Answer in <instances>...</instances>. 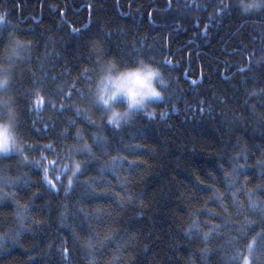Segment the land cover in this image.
<instances>
[{"label": "trees", "instance_id": "1", "mask_svg": "<svg viewBox=\"0 0 264 264\" xmlns=\"http://www.w3.org/2000/svg\"><path fill=\"white\" fill-rule=\"evenodd\" d=\"M247 2L0 0V49L28 45L9 89L26 150L0 154V264H264V9ZM137 55L164 95L116 126L89 89L101 60Z\"/></svg>", "mask_w": 264, "mask_h": 264}, {"label": "clouds", "instance_id": "2", "mask_svg": "<svg viewBox=\"0 0 264 264\" xmlns=\"http://www.w3.org/2000/svg\"><path fill=\"white\" fill-rule=\"evenodd\" d=\"M240 6L245 12L257 11L264 9V0H249ZM4 18L5 13H0V21ZM27 50L26 43L11 36L0 49V153L21 146L18 113L9 89L16 63L23 59ZM166 84L162 69L142 55H137L127 64H119L113 59L101 60L89 89L88 100L109 123L124 125L161 100Z\"/></svg>", "mask_w": 264, "mask_h": 264}, {"label": "snow or ice", "instance_id": "3", "mask_svg": "<svg viewBox=\"0 0 264 264\" xmlns=\"http://www.w3.org/2000/svg\"><path fill=\"white\" fill-rule=\"evenodd\" d=\"M222 7L225 8V9H227L228 5H223ZM66 107L67 106H62V108L64 110H66ZM79 114H80L79 113V110H77V115H79ZM89 122L91 123V121H89ZM116 126H119V125L117 124ZM45 127L47 128L48 126L46 125ZM64 135H66V134H64ZM30 147L31 146H29V148ZM48 147H51V145H49ZM83 148L85 150H87V153H90L91 152V149L88 147L87 144H84ZM25 150L26 149H22L21 147H19V148H15L14 150H6V151H4L2 153L7 154V153H10V152H16V153H20L22 155L23 154V151H25ZM77 151H79V149H77ZM23 159L24 160H27V156H24ZM35 163L38 166L40 165V162L39 161H36ZM235 172H236V169L234 168L233 169V173L235 174ZM71 173H72V176L69 177L67 187H65V189H64L66 193L69 192L72 189V187L74 185V179L78 176V174H81V164L78 163V162L77 163H74L73 166H72V168H71ZM225 178L229 180V183H228L227 186L229 188L233 187L234 186V183H235V176L234 175L232 177H227L226 176ZM46 179H47V168H45V180ZM55 188H56V185L55 184H52L51 182H49V189L50 190H54ZM233 197H235V193H233ZM218 199H219V197H218ZM234 203H235V200H234ZM252 207H255V205L253 204ZM18 235H19V233H17V236ZM207 237H208V234L206 233L205 234V239H207ZM2 243H3V240L0 239V244H2ZM248 248H249V252L250 253L255 250L253 244L249 245ZM65 251H67V250L65 249ZM245 264H247V258H245Z\"/></svg>", "mask_w": 264, "mask_h": 264}, {"label": "rangeland", "instance_id": "4", "mask_svg": "<svg viewBox=\"0 0 264 264\" xmlns=\"http://www.w3.org/2000/svg\"><path fill=\"white\" fill-rule=\"evenodd\" d=\"M10 153H13V152H10ZM0 154H5V153H0ZM7 154H9V153H7Z\"/></svg>", "mask_w": 264, "mask_h": 264}]
</instances>
